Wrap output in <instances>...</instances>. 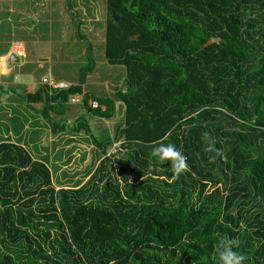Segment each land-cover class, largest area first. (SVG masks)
<instances>
[{
	"label": "trees",
	"instance_id": "1",
	"mask_svg": "<svg viewBox=\"0 0 264 264\" xmlns=\"http://www.w3.org/2000/svg\"><path fill=\"white\" fill-rule=\"evenodd\" d=\"M105 57L125 70L118 91L84 90L93 61L79 83L25 97L43 104L64 165L77 149L66 134L91 135L81 177L57 183L22 130L1 139L0 264H219L232 239L264 264V0H106ZM75 94L119 120L111 136L52 115ZM158 143L189 171L174 177Z\"/></svg>",
	"mask_w": 264,
	"mask_h": 264
},
{
	"label": "rangeland",
	"instance_id": "2",
	"mask_svg": "<svg viewBox=\"0 0 264 264\" xmlns=\"http://www.w3.org/2000/svg\"><path fill=\"white\" fill-rule=\"evenodd\" d=\"M0 3L2 2L0 1ZM3 4L6 6V3ZM31 4L32 0H26L25 2L21 1V8H27ZM59 4L64 8L60 12V16H67L66 21H68L66 25L64 21L59 23V33H54L53 27L51 28V31L48 30V27H46V34L43 35H40L38 32L29 33L28 30L21 31V29H18L17 27L15 34H10L8 31L10 30L11 25L6 20V11L0 10V37H3L6 43L10 41L12 36L21 39V41L26 44L28 49V51L26 50L25 52H31L34 49V41L40 43L37 39H42L44 37L51 38L50 47L49 44H43L41 46V54L47 55V52L51 50V55L53 57L50 66L53 69L52 75L56 81H60V79L65 80L67 83H71L75 80L79 81L78 79L81 71L84 70L86 66L92 64L93 61H96V67L90 74L91 76H87L86 78V82L91 85V89L96 90V94L99 93L103 95L104 93H109V91L110 93L117 91L113 89L110 90L109 84L105 85L104 83H101L104 81L114 86H120L119 89L125 86L124 68L119 65L108 63L105 57L106 0H59ZM70 15H72V18L68 17ZM84 16H86V18ZM29 20L30 18H27V21ZM45 58H43L41 62L44 63ZM44 64L46 65L45 69L38 68V64L35 66V69L40 70L38 71L39 73H45L48 64H46V62ZM17 73H19V71H17ZM17 78H15V80ZM19 78H21V76ZM42 80L43 78L41 81ZM97 84H100L103 90L95 89L94 86ZM17 91L21 93V87H19ZM69 103V108L71 109L74 104H79L80 102H73L72 99H70ZM78 107L81 108L80 114H77L75 108L73 107V110L67 111L68 119L72 122L71 119L74 120L77 117H81L83 121L88 120L90 123L92 122L91 124L94 127V122L91 120L93 117L91 115L92 113H89L83 104L78 105ZM11 109L12 108L7 105L0 107V111H8ZM38 113L40 114V112ZM27 115H31L30 110ZM55 116L56 118H59L60 114ZM8 117L9 119H7L5 123L10 125L13 123L16 125L17 130L21 126V118L23 117L21 115V110L20 112H17V114H14V116L10 114ZM10 117H13L12 119L15 121L13 122ZM32 117H35V114H33ZM117 121L119 120L116 118L111 121L101 119L100 131L102 133L99 138H106L107 135L111 136V133L115 130ZM36 124L37 123L35 122L33 123L34 128ZM2 130L3 129L0 130L1 133L3 132ZM48 136V132L44 133L42 136L39 131H35L33 134L29 133L26 140L28 148L38 158L49 161L52 169L55 170L57 183H59L60 180H68L70 182L78 178V176L81 177V175H83V171L91 166L92 160L90 159L91 152L89 149L92 145L88 146L86 144V147H83L86 139L82 140L80 138H76L77 140H75V144L77 145V149H75V153L71 159L64 165L63 162H61V158L64 157L63 153L60 152L58 154L60 146L56 147L57 145L52 144V140ZM70 142L74 143L73 140H70ZM70 146L71 144H68L67 149ZM115 149L116 148H113L112 150L114 151ZM72 151L73 149H71L70 152ZM56 162L58 165L55 164L54 166V163Z\"/></svg>",
	"mask_w": 264,
	"mask_h": 264
},
{
	"label": "crops",
	"instance_id": "3",
	"mask_svg": "<svg viewBox=\"0 0 264 264\" xmlns=\"http://www.w3.org/2000/svg\"><path fill=\"white\" fill-rule=\"evenodd\" d=\"M2 3H0V10L6 11V20L10 23L11 28L8 31L10 34H15V31L18 27V29L28 30L30 32H38L40 35L46 34V30L48 27L51 31V28L53 27L54 33H59V23L63 22L65 25L68 23L67 16L61 17L60 12L64 9L60 4L59 0H32V4L28 6L27 8L22 7L21 8V1L25 2L26 0H0ZM6 3V6L3 4ZM72 18V15L68 16ZM86 18V16H84ZM27 18H30L29 21H27ZM87 20V19H86ZM56 31V32H55ZM1 32V29H0ZM48 32V31H47ZM37 41H34V49L31 52H25L28 51L26 44L21 41V39L16 38L12 36L10 38V41L7 43L3 39V37H0V57H7L4 60H0V107L3 105L10 106L11 110H1L0 111V130L3 129L2 133L0 132V141L3 138H10L11 141L16 142V140H19V128L16 130V125L13 123L10 127L5 128L4 124L7 119H9V115L11 114L14 116V114H17L16 112H20L23 116L21 118V130L23 133V139L25 140L29 133L33 134L35 131H39L41 134V130L48 129L49 138L52 140V144L57 143V140L59 136L52 132V127L50 123L44 119L41 109L43 107V104L40 102L37 103H31L29 104L26 100V95L29 93H34L37 91V89L43 85L41 79L50 76L53 77V69L50 66V63L52 61V53L51 50H49L47 55L41 54L42 49L41 46L43 44H49L50 47V41L51 38L44 37L42 39H37ZM4 42V43H3ZM19 48V53H21V50L23 51V56L15 52V49ZM46 57V58H45ZM20 58V59H19ZM44 59L46 64H48V67L46 68L45 73H39L38 69H35V66L38 64V68L45 69L46 65L41 62V60ZM19 71V73H17ZM21 76V78H19ZM91 76L90 74L88 77ZM18 77V78H17ZM15 78H17L15 80ZM54 78V77H53ZM55 79V78H54ZM79 80V79H78ZM60 81H65L60 79ZM72 84H77L79 81L75 80L71 82ZM106 84V81L101 82ZM84 90L92 91L96 94V90L91 89L87 82H85ZM114 86V85H113ZM21 87V93L17 91V89ZM97 90H103V88L100 86V84H97L94 86ZM24 90V92H23ZM111 90V89H110ZM110 94L104 93L103 95ZM97 95H102L97 93ZM69 104L66 107L65 113L61 114L59 118H56V114L52 113V115L58 120H64L70 123L71 121L68 119V113L67 111L73 110V107L75 108L77 114H80V109L78 105L74 104L72 108H69ZM76 105V106H75ZM21 108V109H20ZM31 112V115H27V113ZM40 112V114L38 113ZM10 113V114H9ZM35 114V117H32V115ZM92 115V114H91ZM78 116V115H77ZM93 117L91 120L94 122V127L92 126V122L90 123L91 132L98 138L101 135V129H100V123L101 119L98 116L92 115ZM11 119L13 117H10ZM73 118V117H72ZM80 118V117H77ZM75 118V119H77ZM73 121V119H71ZM98 120V121H96ZM103 120V119H102ZM37 123L35 128L33 127V123ZM32 129V130H30ZM18 131V132H16ZM4 135V136H3ZM27 135V136H26ZM85 138H91V135H88L87 133L83 134ZM42 136V134H41ZM67 138H79L78 135H72V134H66ZM103 138V137H101ZM18 143V142H17ZM119 143H116V146H119ZM116 150V149H115Z\"/></svg>",
	"mask_w": 264,
	"mask_h": 264
},
{
	"label": "clouds",
	"instance_id": "4",
	"mask_svg": "<svg viewBox=\"0 0 264 264\" xmlns=\"http://www.w3.org/2000/svg\"><path fill=\"white\" fill-rule=\"evenodd\" d=\"M22 55V53H18ZM7 57H0L4 60ZM211 150V148L206 149ZM151 156L160 161H170L174 177H179L182 173L189 171L187 157L179 151L174 144H155L152 148ZM239 247L236 239L222 242V248L219 250V264H245L247 257L240 251L234 250Z\"/></svg>",
	"mask_w": 264,
	"mask_h": 264
},
{
	"label": "built area",
	"instance_id": "5",
	"mask_svg": "<svg viewBox=\"0 0 264 264\" xmlns=\"http://www.w3.org/2000/svg\"><path fill=\"white\" fill-rule=\"evenodd\" d=\"M19 48L15 49L16 53H19ZM21 53L23 56V51L21 50ZM42 84L46 85L49 87L50 91H53L55 89H66L69 88L71 86V83H67L66 81H56L53 77L50 76H46L43 78L42 80ZM72 101L73 102H83L84 97L82 96V94H75L72 96ZM89 106L93 107V108H98V107H102L103 109H105V106H102L99 104V102L93 98H90L89 101Z\"/></svg>",
	"mask_w": 264,
	"mask_h": 264
},
{
	"label": "water",
	"instance_id": "6",
	"mask_svg": "<svg viewBox=\"0 0 264 264\" xmlns=\"http://www.w3.org/2000/svg\"><path fill=\"white\" fill-rule=\"evenodd\" d=\"M119 87L120 86H113V85L110 84V89L111 90L113 89V90H117L118 91L119 90Z\"/></svg>",
	"mask_w": 264,
	"mask_h": 264
}]
</instances>
